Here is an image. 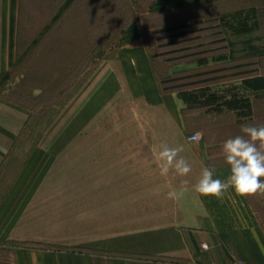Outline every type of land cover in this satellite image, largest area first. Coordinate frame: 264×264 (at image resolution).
Masks as SVG:
<instances>
[{
	"label": "rangeland",
	"instance_id": "1",
	"mask_svg": "<svg viewBox=\"0 0 264 264\" xmlns=\"http://www.w3.org/2000/svg\"><path fill=\"white\" fill-rule=\"evenodd\" d=\"M66 1L23 0L20 42L0 77V204L40 150L50 161L42 168L41 200L28 210L26 228L79 227L88 208L114 204L121 234L109 238L119 239L123 249L141 237L130 234L131 212L142 218L137 226L144 225L150 207L162 211L175 189L164 185L176 170L161 173L162 145L180 147L178 158H191L193 145L187 140L191 132L180 135L171 112L132 100L117 53L137 11H162L182 0ZM216 13L214 22L157 34L153 30L164 26L150 19L146 39L158 77L212 70L182 82L212 78L201 84L216 89L244 71L264 72V1L217 0ZM205 24L211 27L197 29ZM220 54L226 58L214 59ZM201 56L208 57L204 65L196 61ZM0 264H13L10 248L0 246Z\"/></svg>",
	"mask_w": 264,
	"mask_h": 264
},
{
	"label": "crops",
	"instance_id": "2",
	"mask_svg": "<svg viewBox=\"0 0 264 264\" xmlns=\"http://www.w3.org/2000/svg\"><path fill=\"white\" fill-rule=\"evenodd\" d=\"M216 3L217 0H182L162 11L155 7L137 11L128 24L129 37L117 53L132 100L156 102L171 112L180 135H187V131L203 133L198 143L189 141L193 154L185 159L192 166L190 172L181 175L171 170L175 173L168 174L164 185L175 189L167 198V206H162L160 212L151 206V214L147 213L145 224L139 226L142 218H137L134 209L129 218L130 234L141 237L123 249L119 239L109 238L121 234L114 204L107 208L97 205L96 210L88 208L79 227L59 228L57 223H49L31 231L26 228V215L32 204L41 200L40 187L45 181L41 172L50 161L44 157L45 152L38 150L0 204V246L11 249L13 264H264V191L238 194L228 189L216 197L198 193L193 187L206 165L213 167L216 175L227 177L229 166L222 142L242 134L244 125L264 124V88H248L242 84V77L226 84L246 91L251 101V114L247 117H238L232 109L206 112L184 102L176 92L161 90L146 39L151 18L158 21L159 27L194 19L210 23L217 18ZM22 7L23 0H0V77L19 41ZM256 74L264 72L258 68ZM107 149L111 150L108 154L117 153L113 148ZM119 209L116 206V213ZM16 241L21 243L14 244ZM30 241L34 244H24Z\"/></svg>",
	"mask_w": 264,
	"mask_h": 264
},
{
	"label": "clouds",
	"instance_id": "3",
	"mask_svg": "<svg viewBox=\"0 0 264 264\" xmlns=\"http://www.w3.org/2000/svg\"><path fill=\"white\" fill-rule=\"evenodd\" d=\"M241 133L225 138L221 145L229 166L227 177L216 175L215 169L206 165L193 185L195 191L216 197L223 196L228 189L238 194L264 191V124L244 125ZM202 137V132H196L187 139L198 143ZM180 151V147L162 145L157 153L162 174H167L171 167L181 175L190 172L191 164L184 157H177Z\"/></svg>",
	"mask_w": 264,
	"mask_h": 264
},
{
	"label": "trees",
	"instance_id": "4",
	"mask_svg": "<svg viewBox=\"0 0 264 264\" xmlns=\"http://www.w3.org/2000/svg\"><path fill=\"white\" fill-rule=\"evenodd\" d=\"M41 1H47V0H41ZM65 1L66 0H64V2ZM69 1L72 2L74 0H69ZM49 2H51V0H49ZM21 19H22V9L20 11L19 29L21 28ZM199 24H203V21L194 19V20H189L187 22L172 24L154 29L153 33L157 34L160 32H168V31L182 29L185 27H190ZM209 27L211 26L205 24L202 25V28H197V29H204ZM19 42L20 41H18V43ZM186 47L188 46L174 47L164 50L161 53L170 54L177 52L178 50H183ZM225 58L226 56L224 54H220L214 57V59L216 60H224ZM167 59L168 61L173 60V58H167ZM207 60H208L207 56H201L196 59L199 65L206 64ZM211 71L212 70H205V71H197V72L184 73L178 75L170 74L164 77H159L161 90L164 92H176L177 96L180 99H182L184 102L192 106L201 107L205 109L206 112H220L224 109H232L236 112L238 117L249 116L251 114V101L246 91L242 90L240 86L230 84V85H225L219 89H212L210 84H201L206 81H211L212 78H204V79L182 82L183 79L198 77L210 73ZM256 71L257 70L254 69L246 72L244 71L242 73L240 72L241 73L240 75L242 77V84L254 90L264 88V75H257Z\"/></svg>",
	"mask_w": 264,
	"mask_h": 264
},
{
	"label": "built area",
	"instance_id": "5",
	"mask_svg": "<svg viewBox=\"0 0 264 264\" xmlns=\"http://www.w3.org/2000/svg\"><path fill=\"white\" fill-rule=\"evenodd\" d=\"M191 135H193V134H190V135H188L187 137H189V136H191ZM188 140V139H187ZM189 141V140H188ZM205 246V245H204ZM236 264H240L239 262L238 263H236Z\"/></svg>",
	"mask_w": 264,
	"mask_h": 264
}]
</instances>
